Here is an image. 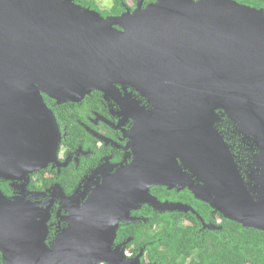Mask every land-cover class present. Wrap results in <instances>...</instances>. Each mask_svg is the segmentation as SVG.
<instances>
[{"label":"water","instance_id":"water-1","mask_svg":"<svg viewBox=\"0 0 264 264\" xmlns=\"http://www.w3.org/2000/svg\"><path fill=\"white\" fill-rule=\"evenodd\" d=\"M117 84L154 107L137 126L142 153L111 186L71 204L70 226L50 242L49 210L0 190L8 264H135L115 246L120 215L145 203L188 210L151 193L187 181L226 218L264 231V8L138 0L133 11L103 16L74 0H0V181L26 188L33 172L58 162L62 133L46 96L79 102ZM219 109L257 144L247 176L215 126Z\"/></svg>","mask_w":264,"mask_h":264},{"label":"flooded vegetation","instance_id":"flooded-vegetation-1","mask_svg":"<svg viewBox=\"0 0 264 264\" xmlns=\"http://www.w3.org/2000/svg\"><path fill=\"white\" fill-rule=\"evenodd\" d=\"M112 1L113 5L114 0ZM156 1L143 0V7ZM112 5L103 9H110ZM137 5L138 0H132L131 4L125 0L120 14L127 10L133 11ZM53 101L55 108H59V112H54L62 133L58 162L33 172L26 188L21 187V182L0 181V184L7 183L10 187L8 193L0 187L7 196L30 199L36 207L49 210L48 242L53 241L63 229L70 226L71 204L82 205L95 189L109 182L111 186L115 174L135 162L136 157L142 153L137 126L144 122V119L155 115L154 107L146 97L132 87H124L121 84H117L116 90L110 94L95 90L79 102L57 104L56 100ZM48 105L53 109V106L49 103ZM217 112L219 114V119L215 123L217 130L228 143L231 152L240 156L242 145L235 139L238 122L224 110L219 109ZM141 117L144 119L140 120ZM241 135L247 140L246 145L249 148L254 146L258 151L251 134ZM178 160L186 175L198 185L200 180L183 164L180 157ZM49 171L55 173L56 178L62 177L65 180L57 179L47 184L45 175ZM151 193L160 202L181 203L187 205L189 209L161 211L145 203L137 209L130 210L128 216L120 215L122 220L118 224L115 246L121 245L127 259L134 260L135 264H164L160 256L154 255L151 248L154 243L161 242L160 238L155 240L156 242L141 241L144 236L139 239L140 235H137L141 228L149 230L153 235L160 232L163 226L155 221L160 214L178 217L189 229L199 226L198 233L201 234L205 230L222 228L221 213L199 199L188 181L183 187L153 186ZM202 203L209 207H204L206 210L209 209L205 216L198 210ZM4 256V252L0 250V264H8Z\"/></svg>","mask_w":264,"mask_h":264},{"label":"trees","instance_id":"trees-1","mask_svg":"<svg viewBox=\"0 0 264 264\" xmlns=\"http://www.w3.org/2000/svg\"><path fill=\"white\" fill-rule=\"evenodd\" d=\"M76 3L85 7H91L101 12L103 16L117 15L123 10L122 3L125 0H114L110 9H101L95 0H74ZM242 4L264 8V0H237ZM47 102L55 108L54 101L45 97ZM235 139L242 145L240 156L236 155L238 162L242 167L243 175L247 176L252 172L255 147L249 148L246 145L247 140L236 130ZM65 171V170H64ZM44 176V174H43ZM47 184L55 180L64 181L65 178L55 177V173L49 171L46 175ZM5 192H10L7 183L0 184ZM209 208L202 203L198 210L204 216L209 213ZM179 213V212H176ZM223 222L220 223V230H205L203 234L198 233V227L189 229L182 224L181 220L174 215L160 214L155 221L163 226L160 232L155 235L149 230L141 228L137 232L141 241L157 240L151 247L155 256H160L164 264H264V231L247 228L243 224L226 218L223 214ZM144 227V226H141ZM162 247V249H160Z\"/></svg>","mask_w":264,"mask_h":264},{"label":"rangeland","instance_id":"rangeland-1","mask_svg":"<svg viewBox=\"0 0 264 264\" xmlns=\"http://www.w3.org/2000/svg\"><path fill=\"white\" fill-rule=\"evenodd\" d=\"M98 4H100L102 7L101 9H103L104 7H108L112 5V0H95ZM128 2L131 4L132 0H128Z\"/></svg>","mask_w":264,"mask_h":264}]
</instances>
